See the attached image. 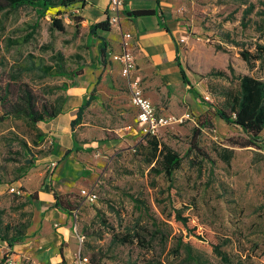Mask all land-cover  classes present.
Returning <instances> with one entry per match:
<instances>
[{
  "label": "rangeland",
  "instance_id": "1",
  "mask_svg": "<svg viewBox=\"0 0 264 264\" xmlns=\"http://www.w3.org/2000/svg\"><path fill=\"white\" fill-rule=\"evenodd\" d=\"M160 2L161 19L167 32L175 33V45L185 41L178 46L176 63L201 99L225 109L228 94L238 90L239 77L264 81V63L245 62L241 56H256L255 45L264 46V0ZM60 11L62 31L51 26L55 11L44 17L30 8L0 12V87L9 83L14 92L25 84L40 104L60 100L64 106L74 94L94 98L74 134L62 118L52 129L49 122L32 125L25 118L0 123V227L27 226L23 242L9 248L0 241V264L59 263L58 249L46 247V234L56 231H40L38 200L44 181L68 186L76 209L82 189L94 187L97 192L94 204H83L76 217L71 214L60 223L65 227L58 233L67 264H76V255L90 264H224L206 242L182 238L181 227L169 218L171 206L200 233L223 243L222 251L233 264L239 259L264 264V130L251 147L243 148L250 141L247 135L213 118V108H200L194 96L196 104L187 108L182 97L189 87H167L152 72L145 79L144 97L157 113L187 114L189 121L157 136L182 158L171 183L150 174L138 148L145 141L139 139L124 82L117 65L105 60L116 53L119 38L113 31L91 35L78 5ZM75 17L82 22L77 24ZM138 21L150 24L152 19ZM101 41L105 59L99 54ZM41 66L82 74L71 80L45 77ZM206 112L213 128L203 129L197 138L205 159L189 147L197 118ZM77 236L84 238L81 246Z\"/></svg>",
  "mask_w": 264,
  "mask_h": 264
},
{
  "label": "trees",
  "instance_id": "2",
  "mask_svg": "<svg viewBox=\"0 0 264 264\" xmlns=\"http://www.w3.org/2000/svg\"><path fill=\"white\" fill-rule=\"evenodd\" d=\"M87 0H2L0 2V12L7 9L9 11H17L21 8H30L36 12L38 17H44L46 13L55 11L51 20V26L57 31H62V21L57 17L61 16L60 10H65L71 6L78 5L81 9L86 6ZM135 18H143L154 16V10H140L133 11L130 14ZM77 24L82 22L79 17L72 18ZM96 32L108 33L110 27L107 21H102L89 26V33L96 35ZM256 56H249L242 53V58L245 62L260 61L264 63V46L255 45ZM99 54L102 59H105L106 45L104 41L100 42ZM107 61V59H105ZM177 60V59H176ZM108 62V61H107ZM181 79L184 85L189 87V93L199 100L201 106L213 108L212 104L201 99V97L190 87L189 81L185 78L183 70L178 66ZM45 77H62L71 80L82 74L81 70L78 72L67 73L61 67L54 69L49 66H41ZM64 89V88H63ZM126 91V89H125ZM16 92V94H14ZM18 92V93H17ZM93 92V91H92ZM94 100L91 95L84 97L80 107L77 108L75 118L70 122V130L73 133L77 125L81 123L85 111L89 108L91 102ZM226 106L224 108H213V118H218L224 124L233 126L241 130L250 139L243 148L251 147L264 130V81L255 79L250 76H241L238 78V90L236 93H229L225 99ZM64 102L57 101L54 105L49 102L40 104L37 102L34 93L22 84L17 91L10 90V84L5 87H0V123L7 118H25L30 124L37 125L40 123H47L55 120L62 114V107ZM212 129L211 118L209 113H205L197 118V124L192 131V141L189 151L197 152L205 157L199 150L197 138L203 129ZM39 137V136H38ZM139 150H142L143 162L150 168L149 173L154 175H163L164 178L171 183L175 171L180 168L182 158L165 144L159 142L155 137H149L145 140V145H139ZM70 151H66L64 156H68ZM35 160V159H34ZM33 160V161H34ZM171 185H169L170 187ZM36 196L34 193L33 197ZM76 198L73 194L57 195L53 194V208L66 216H70L76 209ZM169 218L172 222L181 227L182 238H195L199 241L206 242L211 251L216 255L222 263L233 264L228 255L222 251L223 243H218L215 237L208 235L205 231H198V229L191 224L188 217L182 215L180 209L171 206ZM26 225L12 227L6 225L4 228L0 227V241L4 242L9 248L23 242L27 236L25 231ZM127 243L126 237L122 240ZM190 243V241H187ZM63 244L61 243L58 249L61 258L58 264H67L62 256ZM90 263V262H89ZM245 261L239 259L237 264H244Z\"/></svg>",
  "mask_w": 264,
  "mask_h": 264
},
{
  "label": "crops",
  "instance_id": "3",
  "mask_svg": "<svg viewBox=\"0 0 264 264\" xmlns=\"http://www.w3.org/2000/svg\"><path fill=\"white\" fill-rule=\"evenodd\" d=\"M107 4L108 0H87L86 6L81 9V16L85 18V20L89 22L90 25L105 21ZM140 10L155 11L154 16H149L152 19L150 24H140L138 19L141 18H135L130 15L131 12ZM161 14L162 6L160 0H124L121 26L125 25L126 28H123L122 26V29L131 33L132 35V46L134 48L137 75L141 80L143 96H145V93L147 94L144 88L146 76H149L152 74V72H155L167 87L174 86L179 89L183 87V82L178 68L179 65L176 63L177 57L181 55V50L177 45H175L176 42L174 43L176 36L175 33L167 32L166 26L163 24L161 19ZM111 31H113V36L116 37L113 38L117 40V31L115 29H110V32ZM108 39L109 38H106V40ZM116 52H118V44L116 45ZM71 96H76L74 100L75 102L69 100ZM71 96L67 98V101L63 106L62 114L47 124L50 127L49 129H52L53 124L56 121L59 122V120L62 118L63 121L61 122L66 125L67 131L70 134H74V132L72 133L70 130V122L75 118L76 110L81 106L84 97L79 94H74ZM126 96L131 108L136 114V110L130 103L127 90ZM182 99L183 104L186 105L187 108L191 109L192 103L196 104L193 95H191L189 92H185ZM200 108L204 107L201 106ZM83 121L84 115L81 122ZM41 188L42 190L39 192L40 199L38 200L39 204H42L41 207H39L38 204L40 219L42 220L40 231L47 233V231H50L51 227L54 228L53 231L56 232L46 234V247L48 249L57 250L59 249L60 244L63 242L61 239L62 235H60L58 232L65 230V227L60 226L63 224V221L66 220V215L53 208V194H68L69 188L65 184L55 181L47 182V184L44 181ZM61 222L62 224H60ZM42 226H44L43 230ZM65 251L66 255L70 254V252H68V248H65Z\"/></svg>",
  "mask_w": 264,
  "mask_h": 264
},
{
  "label": "built area",
  "instance_id": "4",
  "mask_svg": "<svg viewBox=\"0 0 264 264\" xmlns=\"http://www.w3.org/2000/svg\"><path fill=\"white\" fill-rule=\"evenodd\" d=\"M124 0H108L106 7V21L110 29H115L119 38L118 52L107 57V61L114 62L118 66V74L124 82L130 103L136 110V121L138 125L139 139L144 142L149 137L159 135L162 130L184 121H189L187 114L180 117L173 115H162L157 113L152 103L143 96L141 80L137 75L134 48L132 46V35L121 27ZM185 44L184 39H179L177 46ZM14 192V189H10ZM19 195V192L16 191ZM97 201V192L94 187L80 191V204L78 209L85 203L94 204ZM78 209L73 211L74 217ZM79 246L83 244L84 238L77 236ZM76 264H90L86 257L76 255Z\"/></svg>",
  "mask_w": 264,
  "mask_h": 264
}]
</instances>
